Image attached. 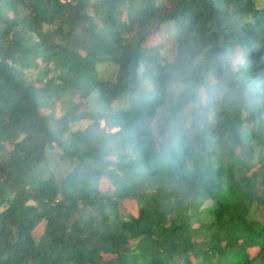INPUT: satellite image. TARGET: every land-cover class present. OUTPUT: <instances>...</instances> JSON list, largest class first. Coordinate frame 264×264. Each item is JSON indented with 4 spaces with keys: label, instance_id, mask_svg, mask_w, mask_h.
Returning <instances> with one entry per match:
<instances>
[{
    "label": "trees",
    "instance_id": "16d2710c",
    "mask_svg": "<svg viewBox=\"0 0 264 264\" xmlns=\"http://www.w3.org/2000/svg\"><path fill=\"white\" fill-rule=\"evenodd\" d=\"M257 77L256 0H0V264H264Z\"/></svg>",
    "mask_w": 264,
    "mask_h": 264
},
{
    "label": "rangeland",
    "instance_id": "374dc122",
    "mask_svg": "<svg viewBox=\"0 0 264 264\" xmlns=\"http://www.w3.org/2000/svg\"><path fill=\"white\" fill-rule=\"evenodd\" d=\"M256 3L258 5V7H264V0H256ZM169 35L166 32H157V33H155V35H153L152 37H150L147 40L146 45L148 48L153 47V46L162 47V49H161L162 56L165 58V60L172 61L175 58L176 53H175L174 43L171 42L168 45H166V40H167V37L169 38ZM234 56H238L240 58V63L233 65V68L236 70V69H238V67L240 65H242L244 63V59H243V56L241 54V51H238ZM99 70H100L101 75H103L105 78H109V79L112 78V74L115 72V69L112 66H108L107 68H105L104 66H101L99 68ZM184 93H185L184 91L181 92L180 97H182L184 95ZM180 97H178L177 100ZM201 97H202V107H205L206 106V94L204 91L201 92ZM234 99L235 98H233L231 100V102H233ZM88 104H89L87 107L88 111L92 112V111L98 110V108L92 102H89ZM128 106H129V97H127V95H126L123 98L119 99L115 103V110H123V109L127 108ZM190 113H191V110H189V109L186 110V114L188 116V122L186 123L185 127L189 126ZM158 119H159V117H157L153 123L154 130L156 128V124L158 122ZM103 124H104V126L106 125L105 121H103ZM87 126H88L87 122H81L77 125V128L78 129L79 128L84 129ZM56 151H58V150H56ZM64 164L65 163L62 160H59L58 162H55L52 165V169H53V171H55L56 176L58 178L64 176L66 174V171L69 169L68 167L66 168ZM100 189L104 193H107V192L114 190L113 186L106 179H103L100 182ZM124 207H125V210L127 211V213H129V214L131 213L134 215H138V213H139L137 203L134 201H129V200L125 201ZM257 253H258V250H255L254 252H252L253 255H256ZM105 259H107V257H105Z\"/></svg>",
    "mask_w": 264,
    "mask_h": 264
},
{
    "label": "clouds",
    "instance_id": "9594fccd",
    "mask_svg": "<svg viewBox=\"0 0 264 264\" xmlns=\"http://www.w3.org/2000/svg\"><path fill=\"white\" fill-rule=\"evenodd\" d=\"M219 61L221 65L225 68V70H227L229 66L240 63V58L238 56H234L232 50L229 49L225 53L221 54V56L219 57ZM181 79L182 77L179 73L173 74V81H180ZM225 85H226V80L222 79L219 85L217 87H214L212 91L220 92L223 90ZM250 87L254 88L255 90L264 89V77H257L256 80L252 82V85ZM183 91L184 89L181 87L180 84L170 82L169 93L172 94L173 105L177 103V98L180 97L181 92ZM232 98L235 97L233 96Z\"/></svg>",
    "mask_w": 264,
    "mask_h": 264
}]
</instances>
